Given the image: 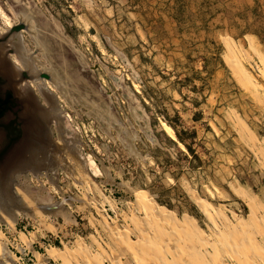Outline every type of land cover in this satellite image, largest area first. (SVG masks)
<instances>
[{
    "label": "rangeland",
    "instance_id": "1",
    "mask_svg": "<svg viewBox=\"0 0 264 264\" xmlns=\"http://www.w3.org/2000/svg\"><path fill=\"white\" fill-rule=\"evenodd\" d=\"M15 38L57 163L10 172L0 264H264V0H0L21 80Z\"/></svg>",
    "mask_w": 264,
    "mask_h": 264
},
{
    "label": "flooded vegetation",
    "instance_id": "2",
    "mask_svg": "<svg viewBox=\"0 0 264 264\" xmlns=\"http://www.w3.org/2000/svg\"><path fill=\"white\" fill-rule=\"evenodd\" d=\"M21 45L23 46L22 42ZM1 47L3 46H0V56L2 55L0 65L3 66V71L7 76L0 74V166L8 163L12 155L25 161L29 159L33 162L37 161L34 163L48 160L55 164L57 163L56 154L51 146L49 128L51 116H55L57 112L54 101L48 99L50 109H47L45 105L43 106L41 102L35 99V94L30 90L33 88L32 85L30 88L23 85L21 87L20 84L26 80L23 75L21 80L12 78L15 75L9 67H6L7 62L3 57L4 52ZM12 50L16 51L15 48ZM26 57L32 64V60L27 55ZM31 69L33 68L31 67ZM40 91L45 93V89H40ZM10 172L12 170H8V168L5 171H0V189L3 190L2 192H9V185L12 181Z\"/></svg>",
    "mask_w": 264,
    "mask_h": 264
},
{
    "label": "bare ground",
    "instance_id": "3",
    "mask_svg": "<svg viewBox=\"0 0 264 264\" xmlns=\"http://www.w3.org/2000/svg\"><path fill=\"white\" fill-rule=\"evenodd\" d=\"M14 38V37H13ZM20 40L19 38H15L14 41L12 42V47L15 48V52L16 55L18 56V60H20V62L24 65V67L27 69V72H31L30 74L32 75H36V70L34 68V65H32L30 63V61H28L24 51H23V47L21 45V42L19 44ZM21 45V46H20ZM2 57V55L0 56ZM16 59V62L18 61ZM33 68L30 70V68ZM24 90V89H23ZM42 91V90H41ZM25 93V92H24ZM40 147V146H38ZM31 151V150H30ZM34 162H37V161H34ZM32 160H23L22 158L20 157H16V159L12 160V162L8 165V170H12V172H16V173H22V172H37L39 171L40 169H48V170H51L49 166H52L54 163H51L49 162L48 160H45V161H39V163H34ZM45 163H47L49 166H47ZM3 190L0 189V195H3V194H7V192H2ZM148 201L152 202L150 199H148ZM152 206L155 208V211L156 213L153 215V217L158 220L159 222H165L167 218H169V215H164L163 213H161L157 206L154 204V202H152ZM1 207V206H0ZM0 211L1 208H0ZM2 242V249L4 251L5 249V246L3 244V241ZM2 251V252H3Z\"/></svg>",
    "mask_w": 264,
    "mask_h": 264
},
{
    "label": "water",
    "instance_id": "4",
    "mask_svg": "<svg viewBox=\"0 0 264 264\" xmlns=\"http://www.w3.org/2000/svg\"><path fill=\"white\" fill-rule=\"evenodd\" d=\"M28 26L21 21L18 25L12 27L10 31L8 32L7 36H5V39H8L10 37H13L15 35H19L23 31H27ZM23 47V46H22ZM24 53L27 55V51L23 47ZM12 54L14 53V50H11ZM30 58V57H29ZM31 59V58H30ZM32 60V59H31ZM36 69V68H35ZM22 75L26 78L27 81H38V80H47V81H52L51 76L45 73H39L36 69V75L29 74V72H23ZM52 117V116H51ZM54 117V116H53Z\"/></svg>",
    "mask_w": 264,
    "mask_h": 264
},
{
    "label": "built area",
    "instance_id": "5",
    "mask_svg": "<svg viewBox=\"0 0 264 264\" xmlns=\"http://www.w3.org/2000/svg\"><path fill=\"white\" fill-rule=\"evenodd\" d=\"M20 233H22L24 236H26V231L25 229L23 228L22 230H20ZM28 235V233H27ZM19 239V238H18ZM43 239V244L46 246V250L47 249H56V243L55 242H52L50 240V238L47 237H44L42 238ZM35 253H38V252H34V253H31L30 251L27 253V256L31 257L29 259L30 262H32L34 264V262H37V259L35 258L34 254Z\"/></svg>",
    "mask_w": 264,
    "mask_h": 264
},
{
    "label": "trees",
    "instance_id": "6",
    "mask_svg": "<svg viewBox=\"0 0 264 264\" xmlns=\"http://www.w3.org/2000/svg\"><path fill=\"white\" fill-rule=\"evenodd\" d=\"M176 137H177V140H178L179 143L184 144V140L181 138V136H180L178 133H176ZM169 142H170L172 145H174V146H178V143L175 142V141H173V140H169ZM184 145H185V144H184ZM185 147L187 148V150H188L190 153L194 154L188 146L185 145Z\"/></svg>",
    "mask_w": 264,
    "mask_h": 264
},
{
    "label": "crops",
    "instance_id": "7",
    "mask_svg": "<svg viewBox=\"0 0 264 264\" xmlns=\"http://www.w3.org/2000/svg\"><path fill=\"white\" fill-rule=\"evenodd\" d=\"M34 256H35V254H34ZM35 258H36V256H35ZM36 259H37V258H36ZM51 260L55 262V260H53V259H51Z\"/></svg>",
    "mask_w": 264,
    "mask_h": 264
}]
</instances>
